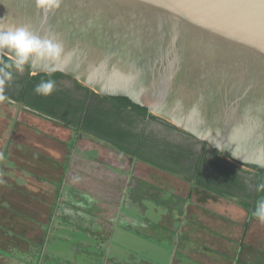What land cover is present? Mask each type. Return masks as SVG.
Wrapping results in <instances>:
<instances>
[{
	"label": "water",
	"instance_id": "95a60500",
	"mask_svg": "<svg viewBox=\"0 0 264 264\" xmlns=\"http://www.w3.org/2000/svg\"><path fill=\"white\" fill-rule=\"evenodd\" d=\"M28 25L65 55L26 66L128 97L241 164L264 167V0H0V30Z\"/></svg>",
	"mask_w": 264,
	"mask_h": 264
},
{
	"label": "rangeland",
	"instance_id": "374dc122",
	"mask_svg": "<svg viewBox=\"0 0 264 264\" xmlns=\"http://www.w3.org/2000/svg\"><path fill=\"white\" fill-rule=\"evenodd\" d=\"M25 72L16 71L12 80L20 81ZM72 84L67 80L65 86ZM19 87L11 95H18ZM0 95L4 97L0 99V264H226L217 254L204 255L202 244L210 243L205 226L225 236L227 252L220 255L231 251L234 255L233 242L237 246L241 240L264 249V223L257 217L246 229L245 210L224 209L227 203L210 200L189 206L183 213L189 222L182 223L175 208L182 207V201L172 206L178 199L156 189L149 198L140 179L118 177L106 167L104 162L116 164V160L104 157L103 149ZM91 151L96 152L95 158ZM145 181L169 189L167 179ZM178 188L186 190L182 184ZM53 205L57 208L41 254L35 242L41 239L40 225L45 230L49 226ZM214 212L230 215L234 221L225 222ZM123 223L132 224L140 236L121 228Z\"/></svg>",
	"mask_w": 264,
	"mask_h": 264
},
{
	"label": "flooded vegetation",
	"instance_id": "af4514ba",
	"mask_svg": "<svg viewBox=\"0 0 264 264\" xmlns=\"http://www.w3.org/2000/svg\"><path fill=\"white\" fill-rule=\"evenodd\" d=\"M27 73L26 71L22 77L27 76ZM15 77L13 75L14 79ZM67 80L71 82L72 80L63 81V89L70 90L69 98L75 97L83 100L87 98L88 92L80 89L76 84H72L69 88L66 87ZM14 82L12 80L10 85H6L2 94L11 95L10 92L17 85L21 89L20 81ZM18 95L11 96L18 97ZM88 99L89 105H95L98 102V99L93 100L91 97ZM100 103L101 106L98 109L92 110L91 114L85 117L93 119L101 125L102 135L69 125L56 117L36 111L26 105L23 106L41 115L43 120H54L69 127L74 138L77 136L95 145L96 148L103 149L107 153L104 157L112 161L116 160L117 164L111 161L104 162L107 164L106 167L116 173L118 177L140 179L141 186L149 190V198L155 189H163L161 187L158 189L156 183L147 182L145 179H167L166 184L169 189L163 191L169 197L178 199L176 202L173 200L172 206L178 205V202L182 201V207L188 210L189 206L203 204L205 196L208 195L206 201L211 200L215 204L227 203L224 209L236 206L239 210H245L247 215L244 225L246 229L248 228L252 218L244 204H256V200L259 198L264 201V167L259 166L262 170H257L250 168L248 164L236 162L230 156L223 154L187 131L160 122L153 113L141 116L129 107L118 108L114 103L104 100H100ZM65 104L68 106V102ZM72 111H75V106L71 108ZM150 114L155 117L152 118ZM104 132L113 135L114 139L104 135ZM75 149L76 147L70 144V151ZM96 152L91 151V157L95 158ZM170 180L172 181L170 182ZM210 181L217 188L216 192L205 190L201 185L202 182H205L210 186ZM173 183L176 185L172 186ZM180 184L185 186V192H179ZM143 203L141 202V204ZM214 213L225 222L234 221L230 215ZM187 216L185 219L181 216L182 223L183 221L189 222Z\"/></svg>",
	"mask_w": 264,
	"mask_h": 264
},
{
	"label": "trees",
	"instance_id": "16d2710c",
	"mask_svg": "<svg viewBox=\"0 0 264 264\" xmlns=\"http://www.w3.org/2000/svg\"><path fill=\"white\" fill-rule=\"evenodd\" d=\"M28 73L27 76L25 77H21L20 79V84H21V89H20V94L18 95V97H14L11 96L9 94H6L7 97H12L13 99H15L16 101L22 103V105H26L36 111H40L44 114H47L49 116L52 117H56L58 119H60L61 121L75 126V127H81L84 128L86 130H90L93 133L102 135V127L99 123H97V121L93 120V119H89L86 118L85 116L88 114H91L92 110H96L98 109L99 106H101L100 100H104V101H110L112 103L115 104L116 107L120 108V107H125V108H131L134 111H136L139 115L141 116H147L149 115L148 109L144 106H141L139 104L134 103L132 100H130L128 97H123V96H104L101 94L96 93L93 89L88 88L87 86H85L84 84L73 80L72 78H70L69 76L61 73V72H51V73H38L36 75H31V72L29 70V67L25 65L24 68ZM13 74H15V69L12 70ZM51 74V75H49ZM48 79H52L55 81V91L49 95V96H43V95H38L35 93L34 88L35 86L41 82V80H48ZM66 79H71L72 81L75 82V84L77 85V87H79L80 89H83L85 91L88 92V96L86 99H77L75 97H70L69 98V91L67 88L63 89V81ZM62 86V87H59ZM66 95V96H65ZM89 97H91L93 100H97L98 102L94 105L91 104L89 105ZM68 102V106H66L65 103ZM75 106V111L71 112V108ZM67 107V108H66ZM73 113V115H72ZM152 118H154L155 116L150 114ZM104 135H106L107 137H110L112 139L113 135H111L110 133L104 132ZM73 146V145H72ZM250 168L253 169H257V170H262V168H260L259 166L256 165H250ZM211 185L208 186L207 183L202 182V186L205 188V190H209L211 192H216L217 188L215 187V185L213 184L212 181H210ZM149 191V190H147ZM159 193L162 195V193L164 192L163 190H158ZM60 195H56V198L58 199ZM207 196H205L204 198V202L207 200ZM139 197L141 198V196L139 195ZM203 201V200H202ZM256 204L253 203H245L244 205H246L247 209L249 210L250 213V218H255V216L253 215V212L257 209V207L259 206V203L261 201H263L262 199H258L256 200ZM57 207L55 205H53L51 213H50V218H49V226L47 228V230L44 229L43 224L40 225L42 227V234H41V239L39 241L35 242L36 247L39 249L40 253L42 254V248L45 247L46 244H48V234L50 232V229L52 228V224L50 225V223L53 220V215H54V210ZM179 212L180 215L182 217H184L183 213H185L186 209H183L182 207H175ZM16 213L18 215H21L23 217H27V215L25 216L24 212H20V211H16ZM28 220L33 221L34 219L27 217ZM153 226H156L155 224H152ZM132 224H127V223H123L121 227H123L126 230H132ZM9 228V227H8ZM208 232L207 234L210 236V243L206 244L203 243L202 247L203 250L205 252L206 255H214L217 254L221 257H223V259L226 260V264H264V249H254L253 247H251L250 245H247L246 243H244L242 240L239 241L237 243V246L234 244V247L236 248V250H234V255H232V251L231 253L229 252V255H220L218 254V252L223 251V252H227L225 248L221 249L219 248L220 245H222L224 247V241H225V236L214 232L213 230L207 228L205 226V228ZM9 233H11V230H8ZM137 233H141L138 232ZM13 234V233H12ZM14 235V234H13ZM146 236V234H144ZM16 236V235H14ZM42 236H45V239H43ZM244 237V234H243ZM21 238V235H20ZM217 240V241H216ZM226 246V245H225ZM247 251H250V259L247 257ZM185 255V254H184ZM8 256V255H7ZM186 256V255H185ZM187 257V256H186ZM189 258V257H187ZM186 258V259H187ZM249 260H248V259ZM183 259V258H182ZM214 259V258H213ZM110 261H114L113 259H110ZM38 264V263H35ZM212 264V263H211Z\"/></svg>",
	"mask_w": 264,
	"mask_h": 264
},
{
	"label": "clouds",
	"instance_id": "9594fccd",
	"mask_svg": "<svg viewBox=\"0 0 264 264\" xmlns=\"http://www.w3.org/2000/svg\"><path fill=\"white\" fill-rule=\"evenodd\" d=\"M64 0H35L36 8L42 19L47 20L49 14L59 10ZM65 55L63 44L53 38H41L28 25L0 30V93L13 79V69L23 72L25 65L36 61L56 62ZM51 75V74H49ZM34 91L38 95L49 96L55 91V81L41 80ZM4 97L0 95V99ZM264 223V201L259 203L253 212Z\"/></svg>",
	"mask_w": 264,
	"mask_h": 264
},
{
	"label": "crops",
	"instance_id": "0c3cea01",
	"mask_svg": "<svg viewBox=\"0 0 264 264\" xmlns=\"http://www.w3.org/2000/svg\"><path fill=\"white\" fill-rule=\"evenodd\" d=\"M121 228H123V227H121ZM124 229V228H123ZM131 232H135V234H137V235H139L140 236V234H138L137 233V231L136 230H134V229H132V230H130ZM233 244H235V242H233ZM225 247H227V246H224V248ZM232 250V249H231ZM231 253V252H230ZM206 257H209L208 255H206V254H204ZM39 264V263H38ZM231 264V263H230Z\"/></svg>",
	"mask_w": 264,
	"mask_h": 264
}]
</instances>
